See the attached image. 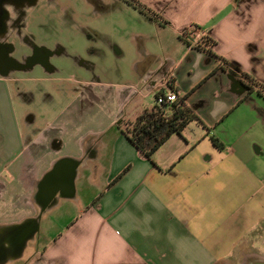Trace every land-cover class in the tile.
I'll use <instances>...</instances> for the list:
<instances>
[{
    "label": "crops",
    "instance_id": "obj_1",
    "mask_svg": "<svg viewBox=\"0 0 264 264\" xmlns=\"http://www.w3.org/2000/svg\"><path fill=\"white\" fill-rule=\"evenodd\" d=\"M139 1L158 20L115 0L150 24L125 79L83 76L74 55L81 77L56 86L68 100L53 118L19 112L33 94L20 83L56 81L57 67L0 70V235L38 222L26 248L42 264H264V238L250 239L264 229V96L243 74L264 84V0ZM192 27L221 58L189 46ZM167 78L203 123L146 157L120 123Z\"/></svg>",
    "mask_w": 264,
    "mask_h": 264
},
{
    "label": "rangeland",
    "instance_id": "obj_2",
    "mask_svg": "<svg viewBox=\"0 0 264 264\" xmlns=\"http://www.w3.org/2000/svg\"><path fill=\"white\" fill-rule=\"evenodd\" d=\"M67 6L74 7L75 15L72 17L71 13L66 15L65 12L60 13L59 15H65V19L68 20L66 23L54 24L55 26L47 28L48 32L37 28V25L34 27V24L30 29L34 34L32 38L36 43H42L51 48H54L58 43L67 48L69 56L66 54L64 57L58 54L51 59V63L59 69L52 75L57 82L39 80L36 83H28V81L20 83L22 90L30 89L33 94H29L31 103L21 106L19 112L23 113L25 110H31L38 118L50 119L62 109L68 99L66 95L58 93L56 86L61 89L66 87L68 81L65 79L71 78L72 74L77 78L81 77L78 72L80 71L79 65L74 62V55L85 60V63L82 61L81 68L83 76L85 74L96 75L98 80L102 82H111L115 79L118 82L122 78L125 79V76H122L121 73L129 72L134 54L138 51L140 44H143L141 43L142 38L137 37L135 32L143 27H150V24L144 22V20H139L138 12L124 5L115 7L112 10H104L103 8L95 9L87 0H74L73 3L69 1ZM152 32L149 28L150 36H152ZM117 48L123 50V56H117L115 51ZM114 69L117 70L115 75L113 74ZM36 75L38 74L36 73ZM12 87L17 90V83H14ZM151 100L153 103L155 102L154 95H152ZM16 104L19 108V101L16 100ZM38 125H44V122H39ZM261 232L260 235L251 236L250 239L264 238V229ZM255 244H253V241L248 243L247 245L250 247L246 246L245 254L258 251V246H254ZM243 256L244 253L238 255L236 264H242Z\"/></svg>",
    "mask_w": 264,
    "mask_h": 264
},
{
    "label": "flooded vegetation",
    "instance_id": "obj_3",
    "mask_svg": "<svg viewBox=\"0 0 264 264\" xmlns=\"http://www.w3.org/2000/svg\"><path fill=\"white\" fill-rule=\"evenodd\" d=\"M69 1L74 2V0H0V70L2 72H10L13 68L22 70L34 63L52 68V57L63 54L65 49L60 44L51 48L45 44L36 43L30 29L34 24V27L37 25V28L48 32L47 28L54 24L66 23L67 13H71L72 17L75 15L74 7L67 6ZM87 2L95 9L112 10L116 6L115 0H87ZM62 12H65L64 16L59 15ZM18 57H23L25 62L19 61ZM31 224L14 228L9 233L0 235V264H30L32 262L42 264L44 262V252L39 249L30 254H27L28 248L23 252L19 251L17 239ZM4 240L7 243H4Z\"/></svg>",
    "mask_w": 264,
    "mask_h": 264
},
{
    "label": "trees",
    "instance_id": "obj_4",
    "mask_svg": "<svg viewBox=\"0 0 264 264\" xmlns=\"http://www.w3.org/2000/svg\"><path fill=\"white\" fill-rule=\"evenodd\" d=\"M125 1L140 12L157 19L156 16L150 14L149 9L139 0ZM215 43L214 39L203 33L202 40L197 47L206 50L217 58H221L212 51ZM221 62L223 68L233 64L226 59H221ZM243 74L258 87V92L264 96V84L247 73ZM171 87L178 91L173 84ZM192 121L203 123L195 109L187 105L182 98L171 103H156L153 107L144 109L135 119L123 120L120 127L140 150V153L143 156L150 157L172 134L181 133ZM212 140L216 146L221 147L217 138L212 137Z\"/></svg>",
    "mask_w": 264,
    "mask_h": 264
},
{
    "label": "built area",
    "instance_id": "obj_5",
    "mask_svg": "<svg viewBox=\"0 0 264 264\" xmlns=\"http://www.w3.org/2000/svg\"><path fill=\"white\" fill-rule=\"evenodd\" d=\"M203 34L200 29L197 27H192L186 34V38L188 40V44L190 47L198 46L200 41L202 40ZM172 82L169 78L163 83V88L156 95V103H171L175 101H179L182 99L179 95V92L174 90L172 87Z\"/></svg>",
    "mask_w": 264,
    "mask_h": 264
},
{
    "label": "water",
    "instance_id": "obj_6",
    "mask_svg": "<svg viewBox=\"0 0 264 264\" xmlns=\"http://www.w3.org/2000/svg\"><path fill=\"white\" fill-rule=\"evenodd\" d=\"M56 142H57V145H55V146L57 148H59L60 147V141L56 140ZM73 180H74V177H73ZM38 230H39V223L36 222L33 226H31L29 228L28 231L22 232L20 234V237L17 239L18 244H19V248H20V250H19L20 252H23L24 249L27 247L28 242L34 239V236L38 232Z\"/></svg>",
    "mask_w": 264,
    "mask_h": 264
}]
</instances>
